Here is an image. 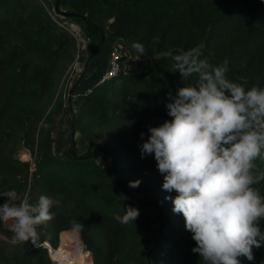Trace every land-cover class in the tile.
Wrapping results in <instances>:
<instances>
[{"label": "trees", "instance_id": "1", "mask_svg": "<svg viewBox=\"0 0 264 264\" xmlns=\"http://www.w3.org/2000/svg\"><path fill=\"white\" fill-rule=\"evenodd\" d=\"M41 1L51 6L50 0ZM54 4L58 11L75 13L66 19L79 23L89 38L99 36L94 56L107 38L143 45L138 58L121 64L117 75L92 84L71 111V126L88 137V147L97 145L110 155L120 186L90 153H78L73 140L66 156L55 153L53 138L42 125L62 107L63 98L56 91L74 57V37L62 19L49 17L39 0H0V143L6 137L13 144L22 139L35 153L32 169L28 160L0 153V191L15 189L33 203L41 194L57 199L54 219L38 226V240L49 239L55 245L58 233L69 231V221L75 219L84 226L80 241L92 264H201L182 214L176 219L159 210L165 229L149 245L148 213L133 203L122 178L130 183L140 175L150 186L162 188L163 181L156 183L154 155L141 158L140 134L171 119L167 94L183 87L173 55L198 48L201 58L213 65L229 62V80L245 89L264 87V0H54ZM87 66L85 62L84 69ZM101 128H112L116 134L97 143L101 134L95 130ZM254 187L264 195V181ZM161 195L174 199L177 193L162 188ZM6 200L0 196V204ZM166 204L171 211L172 201L166 199ZM129 205L140 215L121 224L114 217L123 216ZM260 227L264 231V220ZM0 229L11 237L7 227L0 224ZM2 241L0 264H51L40 246L26 253L28 243L19 247ZM252 251L254 260L240 256V264H264V242Z\"/></svg>", "mask_w": 264, "mask_h": 264}, {"label": "clouds", "instance_id": "2", "mask_svg": "<svg viewBox=\"0 0 264 264\" xmlns=\"http://www.w3.org/2000/svg\"><path fill=\"white\" fill-rule=\"evenodd\" d=\"M133 48L144 51L139 43ZM201 55L194 47L172 56L183 87L167 94L171 119L141 132V158L154 155L163 190L177 193L165 199L183 215L201 264H240V256L254 260L253 247L264 242V195L254 187L264 181V169L256 164L264 161V87L245 89L227 78V60L213 65ZM0 196L7 198L0 204V224L12 233L14 245L37 240L38 226L54 219L52 209L59 204L44 194L30 202L15 189L0 191ZM139 215L129 205L114 219L128 224ZM69 224L78 243L84 226L75 219Z\"/></svg>", "mask_w": 264, "mask_h": 264}, {"label": "rangeland", "instance_id": "3", "mask_svg": "<svg viewBox=\"0 0 264 264\" xmlns=\"http://www.w3.org/2000/svg\"><path fill=\"white\" fill-rule=\"evenodd\" d=\"M39 1L42 4V1ZM53 1L54 0H51L50 2ZM42 6L45 9V4H42ZM73 39L75 42L74 57L71 62L67 64L66 69L63 71L56 91V94L59 92V96L63 98L62 107L59 111L52 112L51 121L43 122L42 125L46 127L47 131L53 138L52 147L55 153L66 156L71 141L73 140L75 143V149L78 153H90V158L102 167L108 178L115 185L120 186V184H118L117 182V176L115 175V166L110 155L102 151L99 147H97V145H93L91 148H89L88 137H86L85 134L81 133L77 128L73 129L70 123L71 111H75L77 109L83 95V89L93 84H88V80H85L87 77H93L92 73H89V67H92V65H95L97 63V66L99 68L97 71V75L99 74V78L101 75V71H104V69L108 66L110 57V53H108V50L112 48V45L115 41H110L109 38L104 40L101 45L102 48L94 56L93 52L95 51V48H97L98 42L100 41L99 36H94L93 39L89 38L85 31L82 30L81 36L78 39L80 40V42H82L80 43V45L81 47H83V49L78 48L77 40L75 38ZM134 43L135 42L133 40H128L123 43V55L121 57V64H123V66L124 64H127L128 62L130 63L138 58V51L133 48ZM101 55L103 59H107V66L105 65V68L103 70L101 69L102 66L100 65V62H95L97 59L99 61ZM85 62L86 65L88 64L87 69H84ZM74 84L77 85H75V88H72ZM40 123H42V121ZM95 131H98L101 134L100 137L95 139L97 143H102L104 138L109 139L116 134L115 130L112 128H101V130L99 129ZM35 144L34 147H36ZM4 152H7L8 155H15L20 160H28L30 162V169H32L35 153L31 152L30 147L27 144L23 143L22 139H20L16 144H13L9 137L2 139V142L0 143V153L3 154ZM256 164L258 169H264V161L257 160ZM133 178L140 181L138 187H130V183L125 182L127 181L126 177L122 178V184L132 194L133 203L138 205L142 210L148 213L149 225L147 227V238L150 245L153 243L159 232L165 229V227L163 228L160 224V215L158 211L161 210L163 214L169 217L172 215L176 216L177 213L173 211V206H171V211L167 207L166 199L161 195L162 188L160 185V187L150 186L148 183L144 182V178L140 175H137L136 177L134 175ZM159 181H163V176L160 173L157 174L156 183H158ZM0 233H2V235L4 236H0V238L3 240L2 242L10 244L11 237L7 234V232L0 229ZM63 233L72 234L70 233V231L62 232V235ZM59 234L60 232L58 233L57 243L55 245L59 244ZM71 244H74L75 246L82 245L81 247L84 248L82 242L80 241V237L78 243L72 242ZM15 245L19 247L22 246V244ZM165 261L168 262L166 258Z\"/></svg>", "mask_w": 264, "mask_h": 264}, {"label": "built area", "instance_id": "4", "mask_svg": "<svg viewBox=\"0 0 264 264\" xmlns=\"http://www.w3.org/2000/svg\"><path fill=\"white\" fill-rule=\"evenodd\" d=\"M42 4H44L42 2ZM45 10L49 17L55 21L59 19H62L61 21L64 25H66V28L69 32L70 35H72L76 40H77V45L78 48H82L80 43V40L78 39L81 36V27L75 23L74 21L67 20L66 16L61 12L58 11L57 6L51 3L50 7H47L45 5ZM110 57H109V62L108 66L102 71L100 77L97 79L96 83L99 81H103L105 79L111 78L115 75H117L120 70H121V57L123 55V43L122 42H114L112 45V48L110 49ZM91 86H87L83 89L82 94L86 92L91 91ZM0 236L4 237L2 233H0ZM64 239V241H66ZM75 242L74 239L73 241H69L68 243H64L62 247L60 248L62 244V235L61 231L59 234V244L58 245H53L49 240L44 239L39 241L38 239L35 241H30L28 242V246L26 247L25 251L28 253L32 249L40 246L45 249L51 264H91L92 263V258L89 254V251L83 247L82 250L84 251V255L81 256L80 258H76V252L74 245L72 246L71 243ZM70 246V247H69ZM82 246V245H81Z\"/></svg>", "mask_w": 264, "mask_h": 264}, {"label": "crops", "instance_id": "5", "mask_svg": "<svg viewBox=\"0 0 264 264\" xmlns=\"http://www.w3.org/2000/svg\"><path fill=\"white\" fill-rule=\"evenodd\" d=\"M51 1V0H50ZM52 4H54V1L53 2H51ZM55 5V4H54ZM109 51H110V49L108 50V53H109ZM94 59H95V57H94ZM107 59H103V57H102V55L100 56V59H99V61H98V59L95 61V62H100V65L102 66V70L105 68V65L107 66ZM98 66H97V63L95 64V65H92V67H89V73L91 72L92 73V78H86L85 80H88V84H90V83H95L96 81H97V79H98V76H99V74L97 75V71H98ZM101 71V70H100ZM100 71H99V73H100ZM101 73H102V71H101ZM87 74V73H86ZM87 84V83H86ZM83 85V84H82Z\"/></svg>", "mask_w": 264, "mask_h": 264}, {"label": "bare ground", "instance_id": "6", "mask_svg": "<svg viewBox=\"0 0 264 264\" xmlns=\"http://www.w3.org/2000/svg\"><path fill=\"white\" fill-rule=\"evenodd\" d=\"M64 234H66V233H63V235H62V232H61V235H62V244H61V246H60V248L62 247V245L64 244V243H68L69 241H73V235L72 234H69L70 236H67L66 238H67V240L66 241H64V239H66V238H64ZM72 246L74 245V244H71ZM75 246V245H74ZM70 247V246H69ZM76 247V249H75V252H76V258H80L81 256H83L84 255V251L82 250V248H81V246H75Z\"/></svg>", "mask_w": 264, "mask_h": 264}, {"label": "water", "instance_id": "7", "mask_svg": "<svg viewBox=\"0 0 264 264\" xmlns=\"http://www.w3.org/2000/svg\"><path fill=\"white\" fill-rule=\"evenodd\" d=\"M65 16H67V17H72V16H74L75 15V13H66V12H62ZM92 264V263H91Z\"/></svg>", "mask_w": 264, "mask_h": 264}]
</instances>
